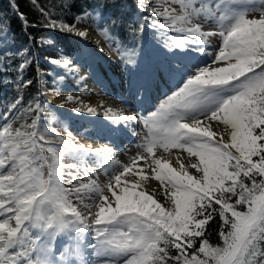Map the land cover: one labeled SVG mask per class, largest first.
<instances>
[{
  "label": "snow or ice",
  "instance_id": "6c2138e0",
  "mask_svg": "<svg viewBox=\"0 0 264 264\" xmlns=\"http://www.w3.org/2000/svg\"><path fill=\"white\" fill-rule=\"evenodd\" d=\"M135 6L141 22L134 46H123L106 28L97 31L125 65L138 66L153 36L162 54L176 60L168 65L176 89L147 115L101 105L112 125H142L138 152L123 164L113 147L77 144L71 132L51 140L39 101L25 107L21 94L6 103L0 264H264V0H135ZM10 8L26 22L15 0ZM257 12L259 18H249ZM40 13L46 29L88 36ZM96 16L84 12L76 21ZM29 51L13 50L8 25L0 26V73H18L2 82L17 92L32 83L23 74ZM17 57L22 62L15 65ZM49 62L63 70L59 81L84 79L71 58ZM84 111L97 115L96 107L75 108ZM165 154H175V163ZM95 161L112 166L105 182L93 178ZM217 215L222 245L214 246L206 233Z\"/></svg>",
  "mask_w": 264,
  "mask_h": 264
},
{
  "label": "trees",
  "instance_id": "16d2710c",
  "mask_svg": "<svg viewBox=\"0 0 264 264\" xmlns=\"http://www.w3.org/2000/svg\"><path fill=\"white\" fill-rule=\"evenodd\" d=\"M19 6V12L24 13L26 22L18 18L10 8V0H0V26L7 24L10 29V47L13 50L29 49L28 58L31 63L24 69L25 80L32 81L31 85L23 87L17 92L12 84L5 85L2 81L5 79H15L17 72L0 73V111L6 103L23 95L24 106L27 107L29 102L33 105L39 101L50 108L51 105L43 100L40 96L41 91L53 92L57 90L55 79L52 77L53 68L50 65V59H61L67 57L74 59L79 53L82 44L80 41L68 34H61L58 31H52L44 28L47 17L40 13V8L49 12L52 19L62 20L65 23L74 24L76 17L84 12L98 13L101 20L100 26L108 29L110 35L125 47L134 46L137 41L133 39V29L139 27L135 6L133 0H36V4L32 0H15ZM156 3V0H153ZM36 25V27H33ZM53 40V44H47L45 41ZM22 62L21 57H17L14 61L15 65ZM51 73V75H50ZM42 80H39V76ZM50 111V110H49ZM43 112L41 120L50 124L49 121L55 114L53 112ZM28 117V123L31 122V116L24 113ZM22 120L14 123V127H18ZM218 215L210 222L207 229V238L214 245H222L219 236L220 224Z\"/></svg>",
  "mask_w": 264,
  "mask_h": 264
},
{
  "label": "rangeland",
  "instance_id": "374dc122",
  "mask_svg": "<svg viewBox=\"0 0 264 264\" xmlns=\"http://www.w3.org/2000/svg\"><path fill=\"white\" fill-rule=\"evenodd\" d=\"M135 1V0H133ZM136 16L139 20V23L141 22L139 17H140V13L136 12ZM249 18H259V13H249ZM101 20L96 16V17H88L86 20H83L79 23H77V21H75L74 24L77 25V27L80 28H90L93 29V31L101 38V41L104 43L105 48H106V52L107 53H111L113 56H115L117 58V63L119 64V68L118 70H120L121 73H123L125 76L128 74H131L133 72H135L136 70H138V67L140 66L142 61H145V58L147 59L146 63L148 65L151 66L152 63H158L157 60L160 59L163 62H167V61H171V59H173L170 55H164L162 54V50L159 48V46L156 45L155 43V39L153 36H149L146 40V42L148 43L146 48H144V52L142 54V56L137 57L138 60V66L137 65H125L117 56L116 54L111 51L109 49L108 44L105 42L104 37L97 31V29H103L100 26ZM72 37H74L75 39H77L78 41H80L78 39V37H76L74 34H68ZM214 40V47L218 46L220 41L218 37L213 38ZM81 43V42H80ZM82 47H81V51L77 54V56L72 59L75 64L79 67L81 74L85 77L84 79L89 83L87 84L88 88H91L90 93L88 94V96L92 97L94 101H98L101 100L102 96H106V92L104 91V87L103 84L107 85L108 82V86L111 84V79L114 76V71L108 67V69L110 70V72H106V77H105V82L103 80V77L100 75V70H99V65L102 64V62L100 61L99 57L89 48L85 47V45L83 43ZM158 58V59H157ZM175 60V59H174ZM176 64V60L175 63H173V65L175 66ZM53 68V73H52V77L53 79H55L56 82V86H57V90L53 91V92H47V91H41L40 96L43 100L45 101H49V102H55L58 107H50L45 108L44 112H53L55 111V114L53 116H55L56 118L50 119L49 123L47 124L45 123V121L41 120L42 124H45L49 127V129L51 130L49 133V138L51 140H53L54 142L56 141L57 137H61V138H67L68 133L71 132L72 136L74 137V141L77 144H83L86 146H91L93 148L96 147H102L103 146V138H104V134L103 135H99L100 138H96L94 137L88 130L89 128H92V120H90L88 117V115H85L86 111L82 112V113H76L75 112V108L77 107H81L80 105V99L82 98V95L84 94V90H81V86H80V82L76 83V76H72V75H68L66 76V78L63 81H59L57 78V73L63 74V70L57 68L55 65L51 64ZM106 65V64H104ZM102 66V65H101ZM149 67V68H150ZM153 68V67H152ZM142 71V73H148L144 70V68L142 67L140 69ZM165 71V69H162ZM156 72L151 73V77L153 78L154 76L156 77ZM124 76V77H125ZM135 77V76H133ZM39 80H42V76H39ZM175 82V78L172 77V81L170 80L169 84L170 86L168 88H166L167 90L165 91V94L162 96H155L153 97L152 101H150L149 104L144 105L141 109L140 113H143L145 115H147L149 112L154 111L159 104L165 99V97L167 95H170L172 91H174L177 87L176 86H172V83ZM126 87V94L129 95V97L131 98H135L136 97V92H143V89H138L137 91L130 87L129 83L127 81H122L118 83L117 88L115 89V87H112L113 90L116 91H122L123 89H125ZM71 95L74 97L73 101H68L67 97ZM78 98V99H76ZM98 120V119H97ZM103 119L100 118L97 122H101ZM95 123V122H94ZM104 124H106V121H103ZM109 125V123H108ZM87 126H89V128H87ZM111 126V125H109ZM95 128V127H94ZM136 131L135 133V138L132 139L129 144L127 149H122L121 150V157L118 158L119 161H121V163H127L130 161V158L134 155L137 154L138 149H137V144H139L141 142V134H142V125L140 124H136L135 123V129ZM137 137V138H136ZM95 139H99V140H95ZM105 142H108L107 138H104ZM95 144V145H94ZM115 146V145H114ZM127 150V151H126ZM136 153V154H135ZM165 156H168V154H165ZM169 157H175V154H173L172 156ZM66 163H72L73 161L71 159L66 158L65 161ZM90 167H93L96 170V174L93 177L94 179H98L100 182H105L107 180V176L105 175V168H108L109 171L111 169V165L107 166L102 164L99 161H95L93 162ZM147 183L155 184L156 186H158V182L155 180H148ZM66 187H71L72 185H69L66 183L65 185ZM162 199V196L160 197ZM74 203H78L76 201H74ZM81 210L82 206H81ZM88 240H91V235L89 234L88 236ZM88 252H91V249H88ZM90 259H94V257H89Z\"/></svg>",
  "mask_w": 264,
  "mask_h": 264
},
{
  "label": "bare ground",
  "instance_id": "6f19581e",
  "mask_svg": "<svg viewBox=\"0 0 264 264\" xmlns=\"http://www.w3.org/2000/svg\"><path fill=\"white\" fill-rule=\"evenodd\" d=\"M80 28V27H78ZM81 30H87L88 36L86 38H80L85 44V47L91 49L100 59L102 62V66L99 65V72L100 75L103 77V80L105 81L106 72H110L108 69L111 68L115 73L114 76L111 79V84L108 86L103 84V87L106 92V96H102L101 100H98L97 102L93 100L92 97L88 96L90 93L91 88L87 87V84H89L85 79L81 80L79 79V76H76V83L80 82L81 90H84V94L82 95V98L80 99V105L83 107V105H88L91 107L97 108V115L91 116L85 113V115H88L90 120H92V128H89V132L96 138H100L99 135L104 134V138L108 139V142L103 140V146H111L114 148L116 159L121 157V150L127 149L128 144L130 140L135 138V123L131 124L129 127H124L123 125H112L109 121L106 120V118L103 115V107H112L115 109L119 108H125L128 109L131 113L132 111L141 112V109L144 105H146L148 102L152 100V97H155L158 92H161V90L165 89L169 85L170 80L172 81V77H174L172 74L168 71V65L169 63L172 64L175 63L174 59H171V61L163 62L160 59L157 60L156 63H152L148 65L146 63L147 59L145 58V61H142L140 66L138 67V70L131 74H127L126 76L118 70L120 67L117 63V58L113 56L111 53L106 52L105 45L101 42L98 35L93 31V29L90 28H80ZM99 41V43H97ZM106 64V65H104ZM144 68L146 73H142L140 70L141 68ZM150 67V68H149ZM162 69H165L162 70ZM156 72V77H151V73ZM80 75L81 72H80ZM83 76V75H82ZM125 76V77H124ZM135 76V77H133ZM84 77V76H83ZM85 78V77H84ZM175 78V77H174ZM127 81L130 85V87L134 88L136 91L138 89H143V92H136V97L131 98L129 95L126 94V87L122 91H116L113 90L112 87H115V89L118 86L119 82ZM100 118L103 120L99 123L97 122ZM98 119V120H97ZM103 121H106L107 123L104 124ZM95 122V123H94ZM111 125L109 126L108 125ZM137 124V123H136ZM95 127V128H94ZM137 138V137H136ZM99 140V139H95ZM95 145V144H94ZM115 145V146H114ZM127 151V150H126ZM136 154V153H135ZM123 156V155H122ZM170 160H172L173 164L175 163V157H169ZM122 161V160H121ZM120 161V162H121ZM141 166L143 165V162H140ZM109 165H106V167ZM150 181V180H149ZM147 183V182H146ZM151 185L150 183H147ZM151 186L156 187L155 184H152Z\"/></svg>",
  "mask_w": 264,
  "mask_h": 264
},
{
  "label": "water",
  "instance_id": "95a60500",
  "mask_svg": "<svg viewBox=\"0 0 264 264\" xmlns=\"http://www.w3.org/2000/svg\"><path fill=\"white\" fill-rule=\"evenodd\" d=\"M99 37V36H98ZM100 38V37H99ZM79 39V38H78ZM81 42H82V40L81 39H79ZM100 40H101V38H100ZM102 42V41H101ZM103 43V42H102ZM104 44V43H103ZM50 103H52V102H50Z\"/></svg>",
  "mask_w": 264,
  "mask_h": 264
}]
</instances>
